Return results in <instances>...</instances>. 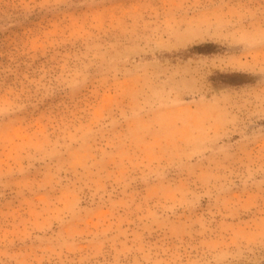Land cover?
I'll list each match as a JSON object with an SVG mask.
<instances>
[{
  "label": "rangeland",
  "instance_id": "1",
  "mask_svg": "<svg viewBox=\"0 0 264 264\" xmlns=\"http://www.w3.org/2000/svg\"><path fill=\"white\" fill-rule=\"evenodd\" d=\"M0 264H264V0H0Z\"/></svg>",
  "mask_w": 264,
  "mask_h": 264
}]
</instances>
